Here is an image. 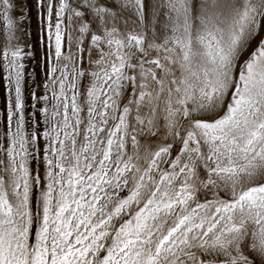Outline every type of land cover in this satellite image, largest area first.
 I'll return each instance as SVG.
<instances>
[{
	"label": "snow or ice",
	"instance_id": "1",
	"mask_svg": "<svg viewBox=\"0 0 264 264\" xmlns=\"http://www.w3.org/2000/svg\"><path fill=\"white\" fill-rule=\"evenodd\" d=\"M0 35V264H264V0H0Z\"/></svg>",
	"mask_w": 264,
	"mask_h": 264
},
{
	"label": "rangeland",
	"instance_id": "2",
	"mask_svg": "<svg viewBox=\"0 0 264 264\" xmlns=\"http://www.w3.org/2000/svg\"><path fill=\"white\" fill-rule=\"evenodd\" d=\"M33 27H35V23H33ZM137 28H139V25H137ZM73 37H75V33H73ZM4 42V38L2 35H0V44H2ZM40 51H41V54L43 53V46H41L40 48ZM35 65H33L34 67ZM3 96H4V93H3V88L2 86H0V104L3 103Z\"/></svg>",
	"mask_w": 264,
	"mask_h": 264
}]
</instances>
